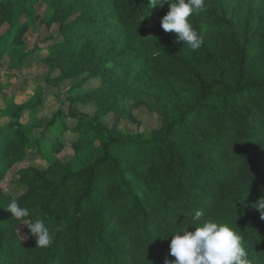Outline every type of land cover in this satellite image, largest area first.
Returning a JSON list of instances; mask_svg holds the SVG:
<instances>
[{
    "label": "trees",
    "instance_id": "1",
    "mask_svg": "<svg viewBox=\"0 0 264 264\" xmlns=\"http://www.w3.org/2000/svg\"><path fill=\"white\" fill-rule=\"evenodd\" d=\"M235 1L205 0V9L189 17L204 37L195 51L161 27L168 4L151 7L149 0H97L91 12L64 25L65 41L52 48L53 55L71 54L61 69L70 68L97 39L118 31L127 50L125 56H108L109 62L130 67L153 61L155 71L185 88L188 97L165 108L161 128L147 138L70 110L53 117L45 140L33 141L15 112L12 134L0 126V182L28 158L40 157L48 166L21 170L24 193L0 195V207L16 199L29 209L26 220L45 221L52 242L28 247L16 233L20 221L0 208V264H165L175 260L169 235L187 227L196 210L264 248V209L257 205L264 198V18L256 15L257 30L241 35L229 18ZM33 12L29 0H0V27L14 28ZM104 72L96 75L105 77ZM71 119L78 120L73 128ZM70 132L77 136L71 144ZM92 135L103 150L93 163L75 169L60 159L67 146L86 144Z\"/></svg>",
    "mask_w": 264,
    "mask_h": 264
},
{
    "label": "rangeland",
    "instance_id": "2",
    "mask_svg": "<svg viewBox=\"0 0 264 264\" xmlns=\"http://www.w3.org/2000/svg\"><path fill=\"white\" fill-rule=\"evenodd\" d=\"M96 2L29 0L33 15L21 17L14 28L7 23L0 27V126L7 134H12L9 124L18 110L20 123L33 141L45 140L48 125L57 113L79 110L99 118L108 129L147 138L161 128V112L165 108L187 99L188 91L170 83L169 76L158 74L153 61L139 62L136 66L130 64V67L125 62H109L108 56L119 53L125 56L122 53L127 50L118 31L97 39L67 70L60 68L62 61L71 56L53 55L52 48L65 41L61 33L64 25L74 23L84 12H91ZM258 14L264 18V0H236L230 7L229 18L234 20L242 35L257 30ZM17 28L20 31L16 32ZM94 52L97 54L95 60L92 59ZM102 70H105V77L97 76ZM77 123L76 119L69 120L70 128ZM76 138L71 132L66 134L69 144ZM102 154L99 140L92 135L86 144L67 146L60 159L79 169L90 165ZM30 166L46 169L48 164L40 157L17 164L0 182V195L17 198L23 194L19 173ZM133 182L139 191L140 181L135 179ZM17 230L24 237L28 229L24 224L16 228L21 240ZM22 241L28 247L35 243L28 236ZM242 243L248 258L252 257L255 264H264L263 247Z\"/></svg>",
    "mask_w": 264,
    "mask_h": 264
},
{
    "label": "clouds",
    "instance_id": "3",
    "mask_svg": "<svg viewBox=\"0 0 264 264\" xmlns=\"http://www.w3.org/2000/svg\"><path fill=\"white\" fill-rule=\"evenodd\" d=\"M165 4L169 11L161 20L163 30L175 33L177 43L183 42L193 51L200 49L204 37L193 27L189 17L205 9V0H149L151 7L163 8ZM260 190L264 192V186ZM257 205L258 209H264V198ZM0 208L10 212L19 224L27 226L29 232L24 237L17 230L21 240L31 235L36 247L45 248L51 244L52 236L45 221L39 216L31 222L26 220L30 216L29 209L22 207L16 199ZM187 219V227L178 228L169 235L172 237L169 255L175 260L166 259L165 264H251L241 235L228 223H218L201 210H196ZM261 219H264V213ZM189 225L194 226V231L187 230Z\"/></svg>",
    "mask_w": 264,
    "mask_h": 264
}]
</instances>
